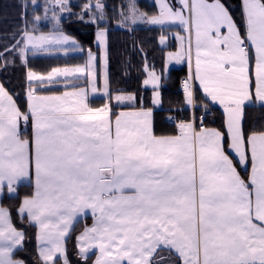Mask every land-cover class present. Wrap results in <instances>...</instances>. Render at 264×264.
I'll return each instance as SVG.
<instances>
[{
  "label": "snow or ice",
  "instance_id": "obj_1",
  "mask_svg": "<svg viewBox=\"0 0 264 264\" xmlns=\"http://www.w3.org/2000/svg\"><path fill=\"white\" fill-rule=\"evenodd\" d=\"M68 4L45 0L44 15L31 20L25 5L15 42L0 51L3 67L19 57L27 68L26 109L0 84V199L31 188L16 209L19 226L0 205V264H26L15 258L25 223L36 229L41 264H69L66 243L89 214L92 224L76 236L85 262L94 252L93 264H264V127L243 126L247 107L264 108V0H241L240 22L221 0H156L151 15L136 0L121 5L117 25L128 31L179 29L166 67L187 63L185 105L196 107L198 83L203 98L223 108V130L204 126L205 103L199 123L194 113L169 116V134L156 133L142 99L137 108L134 93L110 89L101 0H87L77 14L97 25L98 53L44 72L28 66L29 53L83 52L61 27L62 14H73ZM42 20L49 31L39 30ZM162 75L153 68L143 81L153 105L161 103ZM97 93L104 103L93 106Z\"/></svg>",
  "mask_w": 264,
  "mask_h": 264
},
{
  "label": "trees",
  "instance_id": "obj_2",
  "mask_svg": "<svg viewBox=\"0 0 264 264\" xmlns=\"http://www.w3.org/2000/svg\"><path fill=\"white\" fill-rule=\"evenodd\" d=\"M237 22H240L241 0H221ZM41 7L33 9L31 0H0V51L5 46H10L15 41L12 40L13 33H17L23 26L22 12L27 5L28 19L33 15H44L43 4L45 0H38ZM87 0H69L68 6L73 14L66 13L62 15L61 27L63 31L78 40L83 52L68 51L54 54L39 53L36 55L28 54V66L37 71H47L51 67L72 65L83 63L86 59L87 51L91 49L98 52L95 33L97 25L87 22L89 16L85 15L81 20L77 14L81 12L82 5ZM105 5L106 21L109 31L107 36V59H108V78L110 89L115 93L123 90L125 93H134L137 97L136 107L140 106L141 99L144 107H152L153 90L143 85V79L146 76L147 69H155L162 75L161 79V106L156 108L154 115V129L157 134H169L174 130L175 125L166 121V113L172 108H176L177 114L183 118H191L192 113L189 106L184 103L183 89L180 82L188 75V65L183 64L172 67L165 71V53L170 47H175L174 43L168 46H162L159 43L160 35H165L174 28L162 30L159 26L137 24L133 31H128L117 25L120 19L119 13L121 5L126 4L127 0H101ZM95 3V0H93ZM141 9L149 15L156 12V4L149 0H139ZM51 13H49V16ZM102 24L101 27H104ZM39 30L47 32L52 28V24L47 20L39 22ZM4 60L0 59V84L11 94L18 104L24 110L27 107L26 98V73L27 68L22 64L19 57H16L14 64L3 67ZM62 91V89H60ZM196 104L201 106L209 101L203 98L200 90L195 93ZM93 106H100L104 103L103 97H97L92 100ZM198 112V111H197ZM212 115L203 118L205 127H216L223 130L224 116L218 107H213ZM199 123V120H197ZM243 126L246 131L253 129L260 130L264 127V108L249 106L245 109L243 117ZM30 131V125H29ZM242 174L247 176V171ZM31 188L23 185L19 188V195L15 198H4L1 202L12 211L13 218L19 226V218L16 209L20 205L21 199L30 194ZM89 218H83L75 225L70 239L66 243V254L69 264H92L95 255L92 253L85 262L76 248V236L90 223ZM26 241L24 249L17 253L15 258L22 259L26 264H41L36 250V229L29 227L25 223Z\"/></svg>",
  "mask_w": 264,
  "mask_h": 264
},
{
  "label": "rangeland",
  "instance_id": "obj_3",
  "mask_svg": "<svg viewBox=\"0 0 264 264\" xmlns=\"http://www.w3.org/2000/svg\"><path fill=\"white\" fill-rule=\"evenodd\" d=\"M149 1H152V2H154V3L156 4V0H149ZM136 2H137V6L139 7L140 11L144 12V10L141 9L140 4L138 3L139 0H136ZM173 2H175V0H173ZM221 2H222V1H221ZM222 3H223V2H222ZM156 11H157V9H156ZM66 13H67V12H66ZM66 13H63L62 15H65ZM145 13H147V12H145ZM232 15H233V14H232ZM177 31H179V29L174 28V29L168 31V32L165 34V36L167 37V39H166V43H165V45H162V46H168L169 43H171V44L174 43V45H175V47H170L169 49L166 50L165 57L167 56V53H168V52H174V51L176 50V48L178 47V42H177V40H176V38H175V33H176ZM169 33H171V35H169ZM95 37H96V35H95ZM159 43H160V41H159ZM160 45H161V44H160ZM98 52H99V51H98ZM95 53H96V51H95ZM183 64H186V65H187L186 62L176 63V61L173 60V61H169V62H167V67H166V59H165V66H164V68H165V71H168V70L171 69L172 67H176V66L183 65ZM107 67H108V59H107ZM148 71H151V69H147V73H148ZM147 73H146V76H145L144 79L147 78ZM157 74H158V73H157ZM158 75H159V74H158ZM144 79H143V81H144ZM149 87L152 88L151 86H149ZM152 90H153V88H152ZM208 107H209V106H208ZM176 113H177V111H176Z\"/></svg>",
  "mask_w": 264,
  "mask_h": 264
},
{
  "label": "crops",
  "instance_id": "obj_4",
  "mask_svg": "<svg viewBox=\"0 0 264 264\" xmlns=\"http://www.w3.org/2000/svg\"><path fill=\"white\" fill-rule=\"evenodd\" d=\"M97 32V31H96ZM65 34H67V33H65ZM67 35H69V34H67ZM95 35H96V33H95ZM70 36V35H69ZM71 37H73L72 35H71ZM74 38V37H73ZM76 41H78L76 38H74ZM79 43V42H78ZM79 45H80V43H79ZM93 52V51H92ZM95 53V52H94ZM96 53H98V52H96ZM86 57H87V55H86ZM72 65H74V64H72ZM65 66V65H64ZM61 67H63V66H61ZM107 70H108V67H107ZM107 74H108V71H107ZM252 80H253V84H252V87H253V89H254V75H253V77H252ZM146 87H149V86H146ZM150 88V87H149ZM196 88H197V90H199V86H198V83H197V85H196ZM152 89V88H151ZM63 90V89H62ZM201 91V90H200ZM202 92V91H201ZM203 94V93H202ZM94 96H95V98H97V97H103V94L102 93H97V94H93ZM208 101V100H207ZM113 103H115V102H113ZM209 105L210 106H213V107H218V108H220L221 109V111L223 112V108L219 105V104H217V103H213V102H211V101H209ZM160 106H161V103L159 104V105H154V108H153V113H154V111H155V109L156 108H160ZM147 108V107H146ZM120 110H129V109H120V108H116L115 109V111H120ZM223 116H224V112H223ZM224 119H225V117H224ZM153 122H154V115H153ZM210 128H216V127H210ZM218 129V128H217ZM250 167H251V165H250V163L248 164V166H247V168H248V170H250ZM238 171H240L241 172V175L242 176H244L243 174H242V172L243 171H246L243 167H238ZM22 200V199H21ZM0 205H3L2 204V202H1V199H0ZM4 206V205H3ZM86 218H89L90 220V223H88L87 225L88 226H90L91 224H92V217H91V215L89 214ZM83 219V218H82ZM81 220V219H80ZM81 231H83V229L81 230ZM80 231V232H81ZM79 232V233H80ZM92 254V253H91ZM93 254H94V252H93ZM90 255V254H89ZM95 255V254H94ZM18 259V258H17ZM94 260H95V258H94ZM93 260V261H94ZM92 264H93V262H92Z\"/></svg>",
  "mask_w": 264,
  "mask_h": 264
},
{
  "label": "built area",
  "instance_id": "obj_5",
  "mask_svg": "<svg viewBox=\"0 0 264 264\" xmlns=\"http://www.w3.org/2000/svg\"><path fill=\"white\" fill-rule=\"evenodd\" d=\"M182 81H183V80H182ZM182 81L180 82V87H181V88H182ZM182 89H183V88H182ZM190 110H191V113H192V114H193V113L195 114L197 120H200V118H201V116H202V113L205 112V109L203 108V105H202L201 107H199L198 105H196V107H190ZM212 110H213V108L208 107L207 110H206L207 114L204 115L203 118L212 115V113H213ZM176 111H177L176 109H172V110H170L168 113H166V114H167V115H166V121H167L168 123L175 125L174 122H170V121L167 119L169 116L177 117V119H184L182 116H180L179 114H177ZM197 111H198V112H197Z\"/></svg>",
  "mask_w": 264,
  "mask_h": 264
}]
</instances>
